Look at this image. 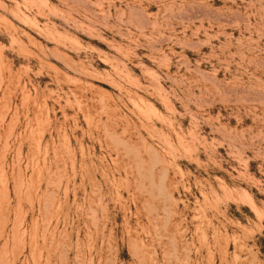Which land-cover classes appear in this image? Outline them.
I'll return each instance as SVG.
<instances>
[{"label": "rangeland", "instance_id": "obj_1", "mask_svg": "<svg viewBox=\"0 0 264 264\" xmlns=\"http://www.w3.org/2000/svg\"><path fill=\"white\" fill-rule=\"evenodd\" d=\"M0 264H264V0H0Z\"/></svg>", "mask_w": 264, "mask_h": 264}]
</instances>
